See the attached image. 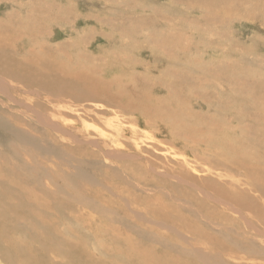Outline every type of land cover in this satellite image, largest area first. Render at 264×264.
<instances>
[{"label":"rangeland","instance_id":"1","mask_svg":"<svg viewBox=\"0 0 264 264\" xmlns=\"http://www.w3.org/2000/svg\"><path fill=\"white\" fill-rule=\"evenodd\" d=\"M0 264H264V0H0Z\"/></svg>","mask_w":264,"mask_h":264}]
</instances>
